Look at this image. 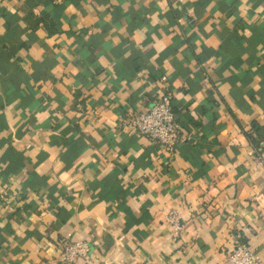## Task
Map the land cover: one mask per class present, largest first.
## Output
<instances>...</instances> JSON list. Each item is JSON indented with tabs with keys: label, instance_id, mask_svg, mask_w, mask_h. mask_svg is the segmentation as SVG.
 I'll use <instances>...</instances> for the list:
<instances>
[{
	"label": "crops",
	"instance_id": "crops-1",
	"mask_svg": "<svg viewBox=\"0 0 264 264\" xmlns=\"http://www.w3.org/2000/svg\"><path fill=\"white\" fill-rule=\"evenodd\" d=\"M172 95V153L124 131ZM264 0H0V264H264ZM178 215L174 233L166 222Z\"/></svg>",
	"mask_w": 264,
	"mask_h": 264
},
{
	"label": "built area",
	"instance_id": "built-area-1",
	"mask_svg": "<svg viewBox=\"0 0 264 264\" xmlns=\"http://www.w3.org/2000/svg\"><path fill=\"white\" fill-rule=\"evenodd\" d=\"M120 127L132 134L141 136L152 143L159 145L168 154L172 153L176 143L187 139L182 134L179 123L172 106V95L166 92L159 93L152 104L139 113H130L121 122ZM246 138L251 151L257 156L261 163H264V153L259 146L257 133L248 130ZM166 222L174 233L180 229L176 211H171ZM89 250L86 241H60L59 259L64 264H74L78 259L85 258ZM226 264H263L259 256L243 242L234 243L225 255Z\"/></svg>",
	"mask_w": 264,
	"mask_h": 264
}]
</instances>
